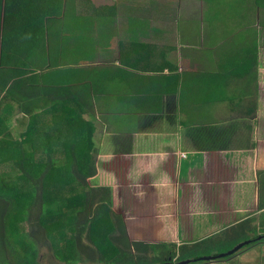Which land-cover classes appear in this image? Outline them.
Masks as SVG:
<instances>
[{
  "label": "crops",
  "instance_id": "crops-1",
  "mask_svg": "<svg viewBox=\"0 0 264 264\" xmlns=\"http://www.w3.org/2000/svg\"><path fill=\"white\" fill-rule=\"evenodd\" d=\"M63 1L62 63L97 62L103 70L90 79L93 106L71 102L65 112L91 134V184L111 188L129 240L179 247L223 232L240 243L264 240V7L257 0ZM10 112L11 128L24 130L23 114ZM249 112L253 149L197 151L185 136L186 127ZM250 244L232 262L263 253L264 241Z\"/></svg>",
  "mask_w": 264,
  "mask_h": 264
},
{
  "label": "trees",
  "instance_id": "trees-1",
  "mask_svg": "<svg viewBox=\"0 0 264 264\" xmlns=\"http://www.w3.org/2000/svg\"><path fill=\"white\" fill-rule=\"evenodd\" d=\"M255 3L264 7V0ZM63 6V0H0V264H41L43 248L64 264H164L210 255L229 241V232L179 247L131 241L113 210L111 188L92 186L97 167L91 134L70 120L65 107L90 108V79L103 70L97 62L62 63L67 50L56 25ZM12 109L26 118L22 133L11 128ZM248 117L254 112L189 126L185 136L197 151L253 149ZM105 220L107 243L95 233ZM64 232L71 237L61 238ZM231 242L229 248L240 243Z\"/></svg>",
  "mask_w": 264,
  "mask_h": 264
},
{
  "label": "rangeland",
  "instance_id": "rangeland-1",
  "mask_svg": "<svg viewBox=\"0 0 264 264\" xmlns=\"http://www.w3.org/2000/svg\"><path fill=\"white\" fill-rule=\"evenodd\" d=\"M13 119V118H12ZM13 126H14V122H13ZM22 131H23V129L21 130V129H18V132H21L22 133ZM118 214V213H117ZM96 226H98V228H96L95 229V233H98V234H100V237H104V239H105V237L109 234V232L111 231V229L109 228V222L107 221V220H105V221H102V223H98ZM102 233H104V234H102ZM247 236L248 237H251V238H253L254 236H255V234L253 233V234H251V235H249V234H247ZM60 237L61 238H68V237H71V234L70 233H67V232H64V233H61L60 234ZM227 238H228V240L229 241H226V239L224 240V242H225V245L223 244L220 248H215V250L213 249V248H211V250L210 251H208L209 252V254L210 255H207V254H205V255H207V256H202V258H205V257H211V256H213V255H211V254H213V253H215V252H217L218 250L220 251H218L219 253H218V255H221V254H224V253H226V252H229V251H231L235 246H237L239 243H236L232 248H229L231 245H232V243L233 242H231L232 241V238H231V236H226ZM225 238V237H224ZM107 239V238H106ZM106 239H105V242H106ZM227 242V243H226ZM107 243V242H106ZM259 250H262V249H259ZM261 252H263L264 253V251H261ZM109 258H111L113 255H114V253H115V251L112 249V250H110L109 252ZM261 254V255H259V254H255V253H252L251 255H254L253 257L254 258H251V259H249V257H248V260L247 259H242L241 261H238L240 264H242V262H245V263H243V264H246V262H249L250 260L253 262L252 264H259V261H261V263L262 264H264V254ZM217 256V255H216ZM201 258V257H200ZM40 260H41V264H64V263H60V262H58L54 257H53V255H52V253H51V251L49 250V249H47V248H43L41 251H40ZM232 262V261H231ZM91 264V263H90ZM230 264V263H229ZM235 264H237V263H235Z\"/></svg>",
  "mask_w": 264,
  "mask_h": 264
},
{
  "label": "water",
  "instance_id": "water-1",
  "mask_svg": "<svg viewBox=\"0 0 264 264\" xmlns=\"http://www.w3.org/2000/svg\"><path fill=\"white\" fill-rule=\"evenodd\" d=\"M261 238L262 237H258L257 240H261ZM263 238H264V236H263ZM249 243H250V241L242 242V243L238 244L237 246H235L231 251L226 252V253L221 254V255L205 257V258H200V259H196V260L180 261V262H178L176 264H190V263H197L198 261L210 262V261H214V260H218V259H222V258H226V257H231L236 252H238L242 247H244L245 245H248ZM168 264H170V263H168Z\"/></svg>",
  "mask_w": 264,
  "mask_h": 264
},
{
  "label": "flooded vegetation",
  "instance_id": "flooded-vegetation-1",
  "mask_svg": "<svg viewBox=\"0 0 264 264\" xmlns=\"http://www.w3.org/2000/svg\"><path fill=\"white\" fill-rule=\"evenodd\" d=\"M252 240H250V242H251ZM259 240H257L255 243H252V244H258V243H261V241H264V240H261V241H259ZM252 244H250L249 246H251ZM248 248V245L246 246V247H242L238 252H236L233 256H231V257H226V258H222V259H218V260H214V261H210V262H202V263H197V264H221L222 262H225V263H228V261L230 262V264H235V263H237V264H240L239 262H231L232 261V258L234 257V256H236V255H238L239 253H241L242 251H244V249H247ZM252 257V255H250L249 256V258H251ZM168 263H170V264H176V263H178V262H176L175 260H171V259H167L165 262H164V264H168ZM229 264V263H228Z\"/></svg>",
  "mask_w": 264,
  "mask_h": 264
}]
</instances>
